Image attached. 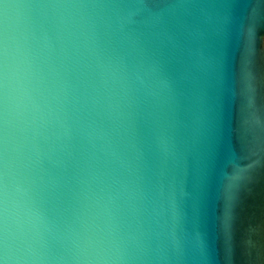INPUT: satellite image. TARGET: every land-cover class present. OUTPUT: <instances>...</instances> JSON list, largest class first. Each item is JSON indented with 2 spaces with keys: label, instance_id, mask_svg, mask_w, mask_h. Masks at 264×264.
I'll return each mask as SVG.
<instances>
[{
  "label": "clouds",
  "instance_id": "9594fccd",
  "mask_svg": "<svg viewBox=\"0 0 264 264\" xmlns=\"http://www.w3.org/2000/svg\"><path fill=\"white\" fill-rule=\"evenodd\" d=\"M264 0H0V264H264Z\"/></svg>",
  "mask_w": 264,
  "mask_h": 264
},
{
  "label": "water",
  "instance_id": "95a60500",
  "mask_svg": "<svg viewBox=\"0 0 264 264\" xmlns=\"http://www.w3.org/2000/svg\"><path fill=\"white\" fill-rule=\"evenodd\" d=\"M257 225L264 226V181L254 184L251 191L243 193L237 206L234 238L238 251L241 247L239 242Z\"/></svg>",
  "mask_w": 264,
  "mask_h": 264
}]
</instances>
